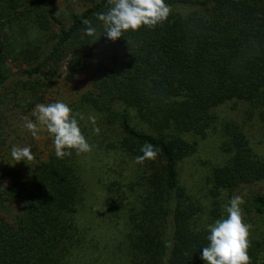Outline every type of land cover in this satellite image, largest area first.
I'll return each mask as SVG.
<instances>
[{"label": "trees", "instance_id": "1", "mask_svg": "<svg viewBox=\"0 0 264 264\" xmlns=\"http://www.w3.org/2000/svg\"><path fill=\"white\" fill-rule=\"evenodd\" d=\"M52 1L0 0V87L9 59L24 65L21 76L45 87L62 64L70 74L91 70L81 100L106 126L96 151L125 153L132 167L124 173L117 157L104 171L107 208L94 225L81 219L85 158L95 150L87 124L81 130L91 152L63 159L53 152L19 177H0V207L22 203L13 221L0 217V264H71L82 249L83 263L95 264L96 243L120 222L128 227L127 264H204L207 225L226 217L234 195H243L246 214L257 219L248 237L251 264H264V153L236 121L218 115L225 103L241 101L264 127V0H166V21L115 41L84 34V20L102 31L96 14L110 0H89L67 26ZM212 130L222 158L207 176V190L194 193L182 182L183 167L197 138ZM3 134L0 111V145ZM145 142L159 153L137 163Z\"/></svg>", "mask_w": 264, "mask_h": 264}, {"label": "rangeland", "instance_id": "2", "mask_svg": "<svg viewBox=\"0 0 264 264\" xmlns=\"http://www.w3.org/2000/svg\"><path fill=\"white\" fill-rule=\"evenodd\" d=\"M89 4V0H53L51 2L61 17L62 24L66 26L71 23L70 14L72 12L80 13ZM183 8V11L187 10V7ZM23 67V64L9 59L6 62L9 77L0 87V111L4 117L3 137L5 139L4 144L0 145V177L6 181L19 177L28 167L37 161L47 159L51 153L55 152L52 139L45 130L40 131L38 137L34 138L27 129L22 127L23 120L21 118L23 116L36 119L31 115L36 104H47L58 100L69 104L74 112L83 117L80 120V126L87 124V127L94 132L92 137L94 145L99 142L98 138L102 134L103 128H106L97 121V118L101 116L100 113L81 100L82 95L90 88L93 77L91 70L76 71L70 74L65 64H62L59 71L53 76L51 85L45 87L38 84L36 78L28 79L21 76L19 70ZM30 81L35 84L34 88L30 86ZM218 115L220 119L236 121L246 132L252 146L264 153V127L261 126L255 115L249 117V108L245 103L229 101L221 106ZM90 116L96 118L95 125L89 121ZM94 127L100 129L98 134L93 130ZM218 138L219 132L213 130L207 132L205 136L198 137L197 151L184 164L182 182L194 193L207 190V176L211 168L222 158L219 153ZM13 145L30 146L34 159L16 162L10 155ZM96 148L97 145H95L92 155L85 158L88 192L86 208L81 213V219L86 222L90 221L91 225L95 224V218H99V211L102 212L107 208L104 190L100 183L105 176L104 171L116 166L114 159L117 160L118 157L126 168L124 173L130 174L131 161H133L129 155L117 150L106 155L102 152L97 153ZM116 172L119 173V167ZM21 207L22 203L19 200L13 204H4L0 207V217L13 221L20 213ZM242 209L243 217L246 216V218L244 217L246 223L254 227L257 223L256 217L247 215L243 207ZM113 225H115L114 229L109 232V235L106 234L105 239L96 243L95 264H127L131 259L127 225L121 222ZM87 258L88 251L82 249L74 253L71 264H84L83 260L87 261ZM74 261L79 262L74 263Z\"/></svg>", "mask_w": 264, "mask_h": 264}, {"label": "clouds", "instance_id": "3", "mask_svg": "<svg viewBox=\"0 0 264 264\" xmlns=\"http://www.w3.org/2000/svg\"><path fill=\"white\" fill-rule=\"evenodd\" d=\"M170 11L166 0H110L107 11L96 14L102 31H98L91 21L84 20V34L94 41L102 35L115 41L128 31L135 32L142 27H155L163 23ZM31 115L36 119L23 116L22 127L34 138L38 137L40 131L45 130L52 139L57 158L70 157L73 151L78 155L92 151L93 146L81 130L80 120L83 117L74 112L69 104L60 100L47 104L38 103ZM89 121L95 125L96 118L90 116ZM93 130L97 134L100 131L98 127ZM140 152L142 155L136 157V162L142 164L145 160H154L159 148L145 142ZM10 155L16 162L34 159L30 146L13 145ZM243 204V195H234L226 206V217L207 225L208 243L202 247L200 255L204 264H251L248 255L251 225L244 222Z\"/></svg>", "mask_w": 264, "mask_h": 264}]
</instances>
